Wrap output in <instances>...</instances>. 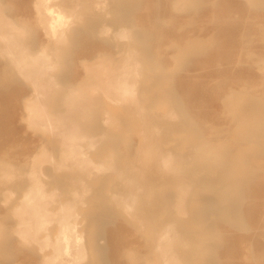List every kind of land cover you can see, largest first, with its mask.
I'll use <instances>...</instances> for the list:
<instances>
[{
	"label": "bare ground",
	"instance_id": "obj_1",
	"mask_svg": "<svg viewBox=\"0 0 264 264\" xmlns=\"http://www.w3.org/2000/svg\"><path fill=\"white\" fill-rule=\"evenodd\" d=\"M106 2L109 3L33 0L30 21L29 16L9 14L5 0H0V62L8 64L1 78L12 80L20 75L25 79L31 86L24 108L28 125L51 135L58 144L56 148L41 145L24 168L0 157V201L7 205L14 200L7 215L13 220L11 228L0 220V254H9L4 251L8 233L37 250V264L84 262L89 248L85 233L79 228L80 206L88 202L92 207H101L104 203L99 196L101 180L111 178L107 206H117L137 229H145L144 250L129 249L124 255L126 263L197 264L205 245L192 228L190 195L202 189L206 195H212L211 204L221 205L220 190L235 188L260 169L258 164L262 161L257 160V155L247 154L264 152V91L261 95L238 93L229 87L225 95L228 112L237 120L232 139L235 151L217 141L187 143L194 140L184 133L200 129L196 122L176 101L175 107L159 113L154 100L147 96L151 87H155L150 79L157 73L148 72L155 65H145L150 55L145 36L141 38L131 28L120 26L111 37L115 45L125 40V48L116 54L95 51L92 43L96 36L99 32H111L112 28L101 25L99 32L96 30L104 18L105 8L101 6H106ZM130 2L121 0L105 12L109 10L111 21L118 20L122 6ZM258 40L264 41V28ZM87 42L90 43L83 44ZM70 43L76 45V51L85 53L78 56L84 69L80 78L77 68L64 69L63 62L72 59L64 53ZM195 51L189 48L187 52ZM191 57L184 54L178 58ZM247 58L252 63V54ZM253 62L264 74V57ZM104 99L123 105L125 111L138 117L140 138L134 153H121L117 148L111 149L106 158L92 157L91 150L100 151L96 148L105 139L111 140L113 148L120 142L122 147L127 143L122 137L126 128L108 108L102 109L101 121L114 125L115 131L94 133L98 107ZM56 100L60 103L55 105ZM251 137L256 138V144L245 147L242 142ZM181 143L187 144L184 150L178 148ZM47 165L50 173L45 171ZM61 174L69 179L63 180ZM87 176L99 181L93 185ZM168 187L176 189L171 198ZM242 187L248 189L250 184L244 182ZM16 190L20 192L13 196ZM168 197H174L170 206ZM238 200L228 201L229 209L216 214L219 220L225 216L235 223L245 219L242 212L233 209ZM169 210L180 217L168 215ZM213 232L208 230L207 234Z\"/></svg>",
	"mask_w": 264,
	"mask_h": 264
},
{
	"label": "rangeland",
	"instance_id": "obj_2",
	"mask_svg": "<svg viewBox=\"0 0 264 264\" xmlns=\"http://www.w3.org/2000/svg\"><path fill=\"white\" fill-rule=\"evenodd\" d=\"M119 1L121 0H108L106 6H101L102 9L105 8L102 10L104 18L96 30L101 25L112 28L111 32H105L108 35L98 31L99 34L92 43L95 51L116 54L120 48H125V40L115 45V39L111 37L112 32L120 26L131 28L141 38L145 36L150 45V55L145 65H155L148 72L157 73L150 79L155 87H151L147 96L154 100L158 112L169 110L176 101L183 112L200 127L194 132L184 133L194 140L187 143L217 141L235 151L236 144L232 139L237 120L228 112L225 95L229 87L238 93L261 95L264 91V74L253 62L264 57V41L258 40V34L264 28V0H131L129 5L122 6L119 13L121 17L111 21L110 14H107ZM5 2L9 14H22L29 16L30 21L33 20V0ZM66 47L64 53L67 57L72 56V59L63 62L64 69L77 68V76L80 78L84 69L78 56L85 53L76 51V45L72 43L69 46L66 44ZM189 48L196 51L188 54ZM184 54L192 57L188 60L178 58ZM248 54H252V63L247 60ZM7 70L8 64L0 62V157L24 168L41 145L56 148L58 144L56 139H51V135L28 125L27 111L24 108L26 94L31 91V86L20 75L12 80L1 78V74ZM58 103L60 101L56 100L54 104ZM163 104L165 108H162ZM122 107L123 105L107 99L102 100L96 115L97 129L94 133L115 131L114 125L101 121L102 109L108 108L126 128L122 137L128 144L122 147L123 143L120 142L113 148L111 140L105 139L96 148L100 151L97 152L94 148L91 150L92 157L106 158L111 149L117 148L121 153L132 154L138 148V117ZM130 120L133 122H129ZM255 141L256 138L251 137L242 143L249 147L252 143L256 144ZM184 144L181 143L178 148L184 150L187 147ZM252 152L247 155H257V160L262 161L258 164L260 169L248 175L241 183L238 182L235 188L220 190L218 194L221 196V205L211 204L209 198L212 195H206L202 189L190 195L193 200L189 207L192 228L205 245L204 253L196 259L197 264H264V235L261 234L264 233V152ZM45 171L50 173L48 165ZM64 175L61 174L63 180L69 179ZM44 177L49 179L48 175ZM105 179L101 180L103 185L99 193L104 202L101 207H92L88 202L80 206L82 212L79 228L84 231L89 248L87 258L80 264H127L124 255L129 249L144 250L145 229H137V225L117 206H107L111 178ZM97 180L96 177L87 176V181L93 185ZM244 182L250 184L248 189L242 187ZM167 189L171 198V193L176 189ZM19 192L20 190H16L13 196ZM235 198L239 200L233 209L242 212L245 219L235 223L229 216H225L219 220L216 214L220 210L227 211L228 201ZM172 199L168 200L169 206ZM12 201L14 200L7 202V205L0 201V220L7 228L13 224V220L7 217L11 212ZM91 214L99 215V218L91 219L88 216ZM168 215L180 217L173 210H169ZM208 230L215 232L207 234ZM6 235L4 240L7 250L4 251H9V254H0V264L38 263L39 254L35 248L20 243L15 235ZM117 241L119 243L115 244Z\"/></svg>",
	"mask_w": 264,
	"mask_h": 264
}]
</instances>
